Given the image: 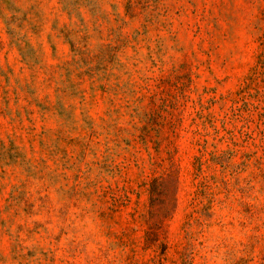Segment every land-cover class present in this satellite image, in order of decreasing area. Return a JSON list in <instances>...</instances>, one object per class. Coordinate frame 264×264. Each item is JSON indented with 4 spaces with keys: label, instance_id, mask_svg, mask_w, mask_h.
<instances>
[{
    "label": "rangeland",
    "instance_id": "obj_1",
    "mask_svg": "<svg viewBox=\"0 0 264 264\" xmlns=\"http://www.w3.org/2000/svg\"><path fill=\"white\" fill-rule=\"evenodd\" d=\"M0 264H264V0H0Z\"/></svg>",
    "mask_w": 264,
    "mask_h": 264
}]
</instances>
